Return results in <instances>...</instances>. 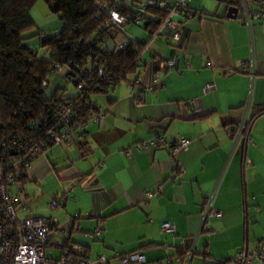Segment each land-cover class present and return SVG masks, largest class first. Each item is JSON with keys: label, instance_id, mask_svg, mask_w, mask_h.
Segmentation results:
<instances>
[{"label": "crops", "instance_id": "obj_1", "mask_svg": "<svg viewBox=\"0 0 264 264\" xmlns=\"http://www.w3.org/2000/svg\"><path fill=\"white\" fill-rule=\"evenodd\" d=\"M208 1L191 0L190 13L174 16L182 28L179 43L148 40L151 59L142 55L141 79L157 73L161 85L144 90L142 105L134 104L131 90L132 97L123 92L118 98L121 82L97 92L106 94L103 118L88 125L79 143L54 145L35 157L25 178L10 187L17 206L28 209L20 218L16 208L19 220L54 218L63 227L54 239L85 247L90 258L103 255L106 264H125L122 258L134 253L148 264H183L182 243L194 237L197 254L189 264H211L202 253L211 262L233 260L242 249L264 244V113L250 122L264 107V15L249 29L238 15L226 17L228 7ZM251 2L255 9L264 0ZM59 26L57 20L42 29ZM137 36L148 39L146 32ZM250 56L253 79L241 71ZM153 57H173L176 67L159 72ZM209 83L213 90L204 92ZM58 86L60 76L50 80V89ZM248 102L249 139L236 143L230 128L241 122ZM156 134L186 149L174 158L167 144L137 150ZM210 197L221 216L210 217L209 231L200 232ZM52 199L57 206L47 210ZM164 222L174 231L162 232ZM98 226L100 237L89 238Z\"/></svg>", "mask_w": 264, "mask_h": 264}, {"label": "trees", "instance_id": "obj_2", "mask_svg": "<svg viewBox=\"0 0 264 264\" xmlns=\"http://www.w3.org/2000/svg\"><path fill=\"white\" fill-rule=\"evenodd\" d=\"M36 1L0 0V141L17 139L50 150L54 145L47 131L55 125L60 107L68 103L74 106L78 121L82 122L88 111L99 112L90 103L93 94L105 93L120 82L133 83L141 76L146 64L141 54L148 40L168 36L160 33V24L153 18L165 16L166 11L147 5V0H44L60 24L55 31H48L34 28L30 9ZM158 1L171 5L173 0L170 4L167 0ZM218 2L224 8L238 6L237 0ZM114 7L127 24L141 26L148 39L127 35L124 28L106 26L108 13ZM188 7L189 10L182 9L183 16L190 13ZM138 17H142V22H136ZM116 35L126 41V47L118 53L113 51L112 43ZM55 65L61 67V74L51 72ZM99 66L106 69L107 76L97 75ZM57 76L61 77V86L50 89V80ZM68 78L71 82L66 81ZM77 81L84 84L85 93L76 89ZM67 84L74 87V94H66ZM261 113L264 107L256 110L250 122ZM85 129L79 132L82 136ZM157 143L156 147L163 145ZM12 172L17 181L26 176L20 170ZM180 253V259H184L185 254ZM201 255L211 264L233 261L211 262L207 253Z\"/></svg>", "mask_w": 264, "mask_h": 264}, {"label": "built area", "instance_id": "obj_3", "mask_svg": "<svg viewBox=\"0 0 264 264\" xmlns=\"http://www.w3.org/2000/svg\"><path fill=\"white\" fill-rule=\"evenodd\" d=\"M191 0H173L171 5L165 1L147 0L149 6H155L163 11H166L165 16L153 17L160 24V33L167 34L166 39H171L174 43H179L181 40L182 28L180 23L174 21V16L181 15L183 10H189L188 4ZM238 15L240 21L250 29V25L254 20H259L264 13V3L257 4V8H253L251 0H237ZM140 5L143 11L144 7ZM183 9V10H182ZM148 14V13H147ZM109 21L106 26H112L115 30H121L127 25L125 18L113 8L108 13ZM149 16V15H147ZM142 17L136 19L137 23L142 22ZM167 32V33H165ZM115 36L113 43V51L118 53L126 47V41L123 38ZM152 58V63L158 68L157 71L170 70L176 67L175 58H166L157 60ZM98 76H107L108 72L103 69V66L96 68ZM241 71L249 75L250 79L254 77V60L253 56L244 62ZM51 72H63L61 67L55 65ZM138 76L133 83H129L130 92H134V101L136 105H142L144 102V90H155L161 85V80L157 73L152 74L149 80L141 79ZM66 81L71 82L70 79ZM45 84V83H44ZM46 85V84H45ZM138 86L137 92L134 90ZM213 84H207L203 89L204 92L213 90ZM46 88V87H45ZM76 89L81 93H85L84 84L77 81ZM193 102V101H192ZM94 105V102H90ZM71 104H66L60 107L59 112L55 116V125L47 131L49 140L53 145H62L65 143H78L83 136L80 131L86 128L88 122H99L101 117L99 113L90 110L83 117V121H78L77 110ZM195 110L198 111L195 105ZM249 102L246 105V113L241 122L234 129H230L231 136L235 138V142L241 139L247 140L249 136L245 135V129L248 122L247 110ZM167 144L168 150L172 158L183 149H186V143L180 142L177 139L165 140L164 137H156L154 140H149L136 144L137 150H142L154 146L156 143ZM157 143V144H158ZM41 145L35 143H26L17 139H6L0 141V264H106L107 260L103 255H97L95 258H90L88 250L77 244H67L57 241L55 236L63 228L57 224L54 218L50 217H27L19 220L16 213L18 197L11 193L10 187L15 183V176L12 170H20L22 173L27 172L32 161L36 156L46 151L48 148L42 149ZM64 198V197H63ZM57 201L50 200L49 207L55 209ZM212 198H208L202 211V220L200 232L202 230L209 231L208 219L210 217L218 218L221 216L219 210L212 209ZM78 217V216H76ZM75 226L69 224L67 229ZM162 232L174 231L170 223L164 222L161 225ZM101 228L98 226L93 233L90 234L91 239L99 238ZM197 237L190 240V244H183L182 247L186 250L183 264H189L191 258L197 254L196 251ZM58 250L59 255L56 257L54 252ZM125 264H148L145 262L144 256L141 253L129 254L122 258ZM254 261H259L264 264V244L257 246L251 251L246 248L234 255V264H252ZM156 264V263H151Z\"/></svg>", "mask_w": 264, "mask_h": 264}, {"label": "rangeland", "instance_id": "obj_4", "mask_svg": "<svg viewBox=\"0 0 264 264\" xmlns=\"http://www.w3.org/2000/svg\"><path fill=\"white\" fill-rule=\"evenodd\" d=\"M211 1L212 0H209L208 2L210 3ZM214 1H216L215 3L218 2L217 0H214ZM30 14H31V16L33 18V21L35 23V27H34L35 29H42L43 26L52 25L53 22L57 21L56 16L49 11V8H48L47 4L44 2V0H37L35 2V4L31 7ZM124 29H125V32L127 33V35H132L134 37H136L138 35V33H144L145 34V32L142 31L141 26H138L136 24H127V25L124 26ZM137 37H139V36H137ZM152 41H154V39ZM163 41L164 40H160L158 42L161 45H163V46L164 45L167 46L166 43L163 42ZM151 42H149V43L151 44ZM169 42L172 44V40H170ZM167 47L170 48V46H167ZM150 54H151V47L150 48L146 47L145 49L142 50V54L141 55H144L148 59H151V55ZM156 59L160 61L161 59H165V58H163V57L158 58L157 57ZM159 72H162V71H159ZM115 91H116V94L118 95V98H120V96L123 95L122 94L123 92L126 94V96L132 97L131 93L129 92L130 88H129L128 84L125 83V82H121L118 85V87L116 88ZM69 93L70 94H74L75 93V89H74L73 86H71V84H67V86H66V94H69ZM92 101L95 103L94 105H96L99 108V112H98L99 113V117H101V119H102L103 116H104L103 114H104V111L106 109V106H108L107 105V100H106V94H103V93L93 94L92 95ZM119 121H121V120H119ZM90 124H92V122H88L86 124V128ZM145 141H149V140H145ZM43 153H45V152H43ZM43 153H41L39 155H42ZM18 206H17L18 216L20 218H23L24 215L28 214V209L25 208L24 210H21L22 209V204H19ZM47 210H51V208L48 206ZM47 210H46V208L44 209L45 212H47ZM54 255L57 256L58 252L55 251Z\"/></svg>", "mask_w": 264, "mask_h": 264}, {"label": "water", "instance_id": "obj_5", "mask_svg": "<svg viewBox=\"0 0 264 264\" xmlns=\"http://www.w3.org/2000/svg\"><path fill=\"white\" fill-rule=\"evenodd\" d=\"M237 12H238V9L235 7V6H229L228 8H227V11H226V17L227 18H230V19H235L236 18V15L235 14H237Z\"/></svg>", "mask_w": 264, "mask_h": 264}]
</instances>
